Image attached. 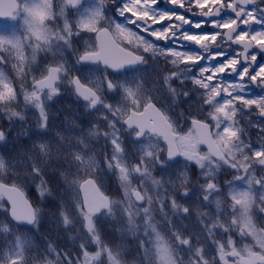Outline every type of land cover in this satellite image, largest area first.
<instances>
[{
    "label": "snow or ice",
    "instance_id": "obj_1",
    "mask_svg": "<svg viewBox=\"0 0 264 264\" xmlns=\"http://www.w3.org/2000/svg\"><path fill=\"white\" fill-rule=\"evenodd\" d=\"M253 85L264 0H0V264H264Z\"/></svg>",
    "mask_w": 264,
    "mask_h": 264
},
{
    "label": "rangeland",
    "instance_id": "obj_2",
    "mask_svg": "<svg viewBox=\"0 0 264 264\" xmlns=\"http://www.w3.org/2000/svg\"><path fill=\"white\" fill-rule=\"evenodd\" d=\"M22 107V106H21ZM81 105L78 104L75 101V98L67 93L60 96L58 99H54L53 101L49 102V111L53 116L57 117L52 120V123L59 124L61 121H64L65 116H68L69 118L73 116H78L80 114ZM29 117V122L34 124V121L36 119V115L29 111L27 113ZM0 124H2L4 127H7L8 122L7 120H0ZM86 127V125H85ZM19 131V126L14 128L11 132V135L9 137L10 142L8 144H2L0 143V153H11L13 152V149L17 147L16 144L11 142V137L15 136L16 132ZM21 143H27L26 138L21 141ZM25 192L30 195V197L35 202L38 197L34 186H29L28 188H25ZM105 192H107L109 195H115V188L114 185L110 188H106ZM45 208L49 207V203L45 202L43 205ZM187 223V222H186ZM115 227H119V225H116ZM104 228L107 229L108 225H104ZM54 225L49 222L48 218H45L44 222L41 225V233L48 236L50 239H53L56 241L57 244L60 245L61 248H64L65 246L70 247L71 242L68 240V234H66L62 229L61 230H53ZM69 234H75L72 233L71 230H69ZM117 242L118 239H117ZM129 247V249L133 250L135 249L136 241L132 239L130 236L126 238L124 241ZM90 250H95L90 249Z\"/></svg>",
    "mask_w": 264,
    "mask_h": 264
},
{
    "label": "flooded vegetation",
    "instance_id": "obj_3",
    "mask_svg": "<svg viewBox=\"0 0 264 264\" xmlns=\"http://www.w3.org/2000/svg\"><path fill=\"white\" fill-rule=\"evenodd\" d=\"M248 95H250V96L264 95V89H261V88L253 85L250 87V89L248 91ZM253 135H255V130H253Z\"/></svg>",
    "mask_w": 264,
    "mask_h": 264
},
{
    "label": "trees",
    "instance_id": "obj_4",
    "mask_svg": "<svg viewBox=\"0 0 264 264\" xmlns=\"http://www.w3.org/2000/svg\"><path fill=\"white\" fill-rule=\"evenodd\" d=\"M126 258L129 261V264H131V262L136 258V251H135V249H133V250L129 249V252H128Z\"/></svg>",
    "mask_w": 264,
    "mask_h": 264
}]
</instances>
